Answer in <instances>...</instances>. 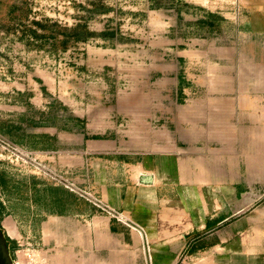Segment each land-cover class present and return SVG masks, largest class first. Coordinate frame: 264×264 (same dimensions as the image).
<instances>
[{
    "label": "crops",
    "instance_id": "obj_1",
    "mask_svg": "<svg viewBox=\"0 0 264 264\" xmlns=\"http://www.w3.org/2000/svg\"><path fill=\"white\" fill-rule=\"evenodd\" d=\"M197 53L178 49L162 57L158 77L147 81L152 101L149 90L147 102L136 104L125 139L115 119L111 126L91 120L76 129L35 123L38 147L42 138L55 139L69 151L61 155L59 173H95L106 202L85 200L81 185L82 193L71 192L57 206V198H40V184L23 186L12 178L18 173L5 170L0 206L7 233L30 239L55 264H176L187 234L264 207V66L256 62L258 69L247 71L242 64H256L254 57L242 61L226 50ZM123 142L128 150H118ZM16 181L17 189H10ZM233 189L236 200L231 195L224 203L235 209L219 217L210 205L187 211L186 191Z\"/></svg>",
    "mask_w": 264,
    "mask_h": 264
},
{
    "label": "rangeland",
    "instance_id": "obj_2",
    "mask_svg": "<svg viewBox=\"0 0 264 264\" xmlns=\"http://www.w3.org/2000/svg\"><path fill=\"white\" fill-rule=\"evenodd\" d=\"M178 49L200 55L226 50L264 66V0H0V172L18 173L12 178L23 186L40 184V198H57V206L71 192L82 193L81 185L85 200L102 205L98 175L60 174L61 155L69 151L55 139L42 138L38 147L34 124L76 129L91 120L111 126L115 119L116 131L128 136L136 104L147 102L149 90L152 101L147 81L158 77L162 57ZM258 63L242 66L256 71ZM128 147L123 142L118 150ZM184 193L187 211L212 206L219 217L235 209L224 203L227 196L236 200L234 189ZM193 194L198 197H188ZM2 211L0 228L10 237L13 264H21L22 249L33 242L12 238L1 224ZM212 225L187 234L176 264H264V207Z\"/></svg>",
    "mask_w": 264,
    "mask_h": 264
},
{
    "label": "built area",
    "instance_id": "obj_3",
    "mask_svg": "<svg viewBox=\"0 0 264 264\" xmlns=\"http://www.w3.org/2000/svg\"><path fill=\"white\" fill-rule=\"evenodd\" d=\"M32 245L28 243L27 247L22 249L24 259L21 264H55L45 255V252Z\"/></svg>",
    "mask_w": 264,
    "mask_h": 264
},
{
    "label": "water",
    "instance_id": "obj_4",
    "mask_svg": "<svg viewBox=\"0 0 264 264\" xmlns=\"http://www.w3.org/2000/svg\"><path fill=\"white\" fill-rule=\"evenodd\" d=\"M0 264H13L5 236L0 228Z\"/></svg>",
    "mask_w": 264,
    "mask_h": 264
},
{
    "label": "trees",
    "instance_id": "obj_5",
    "mask_svg": "<svg viewBox=\"0 0 264 264\" xmlns=\"http://www.w3.org/2000/svg\"><path fill=\"white\" fill-rule=\"evenodd\" d=\"M6 239L9 241L10 237L6 235Z\"/></svg>",
    "mask_w": 264,
    "mask_h": 264
}]
</instances>
